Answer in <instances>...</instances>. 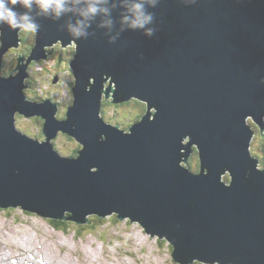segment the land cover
<instances>
[{"label": "water", "instance_id": "1", "mask_svg": "<svg viewBox=\"0 0 264 264\" xmlns=\"http://www.w3.org/2000/svg\"><path fill=\"white\" fill-rule=\"evenodd\" d=\"M107 7L112 26L97 16L83 39L67 30L75 12L53 20L34 10V45L10 76L2 65L23 31L0 26V207L82 225L130 218L166 239L179 264H264V169L250 124L264 132V0H159L151 37L122 24L120 0ZM59 43L76 44L64 120L24 92L29 64ZM109 99L146 104L143 121L129 131L107 122ZM18 114L43 117L45 141L21 133ZM59 132L83 145L76 158L55 149ZM194 147L197 174L187 166Z\"/></svg>", "mask_w": 264, "mask_h": 264}, {"label": "rangeland", "instance_id": "2", "mask_svg": "<svg viewBox=\"0 0 264 264\" xmlns=\"http://www.w3.org/2000/svg\"><path fill=\"white\" fill-rule=\"evenodd\" d=\"M23 40L24 43L20 49L29 47L28 44L34 41V34L25 32ZM15 51L19 49L11 50L6 56L9 67L5 71L14 69L12 74L17 73L18 65L15 62L21 56ZM55 59L56 57L51 61L45 59L39 63H33L31 79H33L35 90L39 93L40 87H43L46 81H52L54 75L60 72L59 75L65 80L61 79L59 84L51 86L46 90L45 95L48 92L59 91L62 103L60 111L63 113L70 102L71 78L65 69L67 64H61L64 68H52V63L57 62ZM141 112V109L136 106L116 105L107 106L105 111L109 118L111 117L121 125L130 124L132 119ZM109 121L114 123L112 120ZM18 125L21 130H29L34 135L38 134L40 129L42 130V126H38L36 119L20 117ZM76 144L74 139L65 135H59L56 140L57 149L67 156L74 149H80L81 146ZM260 144L261 137L258 136L252 149L264 161V149L258 153ZM96 224L99 227L96 232L88 234L87 229H83L85 235L79 238L76 224L71 226L69 233L65 231L62 233L53 229L49 220L36 214L27 213L20 208L2 209L0 211V261L3 262L2 264H11V262L18 264L19 258H26L28 252L35 250L51 264H176L172 257L171 244L157 237L152 238L140 224L131 223L129 220L120 221L115 216L104 218ZM130 254H135V259Z\"/></svg>", "mask_w": 264, "mask_h": 264}, {"label": "clouds", "instance_id": "3", "mask_svg": "<svg viewBox=\"0 0 264 264\" xmlns=\"http://www.w3.org/2000/svg\"><path fill=\"white\" fill-rule=\"evenodd\" d=\"M195 3V0H191ZM110 0H0V26L11 30L36 33L39 29L37 19L33 16H43L58 20L67 13L75 12L80 19L67 25L69 34L75 39L87 38V28L97 16L108 17L102 26L113 24L111 9L107 7ZM124 12L121 17L123 25L132 30H144L151 37L155 29L149 27L154 23V14L149 11L159 3V0H120ZM81 5H83L81 7ZM111 40H115L112 37Z\"/></svg>", "mask_w": 264, "mask_h": 264}, {"label": "trees", "instance_id": "4", "mask_svg": "<svg viewBox=\"0 0 264 264\" xmlns=\"http://www.w3.org/2000/svg\"><path fill=\"white\" fill-rule=\"evenodd\" d=\"M27 49V47L26 48H22L21 49V51L24 53V54H26V55H28L29 54V51H27L26 50ZM54 56H58V61H59V54H55ZM53 56V57H54ZM11 73V72H10ZM10 73H7V74H10ZM5 75H6V73H4ZM107 104V103H106ZM106 104H104L105 106H104V110H103V113H104V115H105V117H106V119L109 121V120H112V121H114L111 117L109 118V116L105 113V111H106V108H107V106H109V105H106ZM117 106H120V107H125V106H136V107H138V108H140L141 109V111H143L144 113H145V111H146V108H145V106L143 105V104H140V102H138V101H135V100H132V101H130V102H127V103H121V104H118ZM139 111V110H138ZM143 112H141L140 114H138L137 116H135L133 119H132V121H131V123H135V122H137V121H139V120H142L143 118H141V115L143 114ZM102 113V114H103ZM109 118V119H108ZM114 124H120L119 122H116V121H114ZM121 125V124H120ZM121 127L123 128V129H125V130H128V129H130V127H131V125L130 124H127V123H124L123 125H121ZM75 143H77V140H75ZM77 146H82L81 144L79 145L78 143L76 144ZM78 155V149L76 148V149H74L70 154H69V156L70 157H76ZM256 155H258V154H256ZM260 160H262V158L260 159ZM189 163L192 165V162L191 161H189ZM195 171H198V170H195ZM0 211H1V209H0ZM116 217V216H115ZM67 218V217H66ZM102 221V218H100V217H97V216H93V217H90V222H89V224H86V225H75L74 223H72V222H69V221H62V220H57V221H52V225L54 226V228H56L57 230H63V231H66V232H68L70 229H71V226L72 225H75L76 226V229H77V231L76 232H79V234L81 233L80 231L81 230H83V229H87L88 231H90V232H94V231H97L98 230V226H97V224H96V222H101Z\"/></svg>", "mask_w": 264, "mask_h": 264}, {"label": "flooded vegetation", "instance_id": "5", "mask_svg": "<svg viewBox=\"0 0 264 264\" xmlns=\"http://www.w3.org/2000/svg\"><path fill=\"white\" fill-rule=\"evenodd\" d=\"M31 35H33V33H30ZM33 44V41L32 42H30L28 45H32ZM34 45V44H33ZM33 45H32V47H33ZM31 49L32 48H30V47H28L26 50L27 51H29V52H31ZM74 51V48L72 47V46H70V47H68V48H63L60 44H58V45H56L53 49H50L49 51H48V53L50 54V56H49V58L47 59V60H49L50 59V57H52L53 55H55L56 53L57 54H61V57L64 59L63 60V64H67L68 66L65 68L66 69V71H70L71 72V70H69V68H70V63H71V60H72V58H73V55H74V53L75 52H73ZM19 52V54H21V55H23L21 52H20V50L18 51ZM52 59V58H51ZM61 62H60V64L58 63V64H56V62H54V63H52V68L54 69V68H64V67H62V64ZM35 64V63H34ZM60 65V66H59ZM51 73H53V72H51ZM31 83H33L32 81H31ZM33 100H35V101H37V102H45V101H50V102H52V103H55V106H57V108L59 107V109H58V111L60 112V107H61V103H59V102H56V101H53L51 98H43L42 96H40V97H34L33 98ZM36 118H38V117H36ZM43 123H44V121L41 119V118H38L37 119V124L38 125H40V126H42L43 125ZM255 132H256V135H255V137H254V140L252 141V144L254 143V141H255V139H256V137H258V136H262L263 138H264V133L262 132V131H260L256 126H255ZM262 137H261V139H262ZM262 141V140H261ZM264 149V144H263V142L259 145V152L258 153H261L262 152V150ZM192 161H195V163H192V165H191V167H192V169L193 170H201V167L198 165V163H196V162H198V154H197V149H196V147H195V149H194V153H193V155H192ZM261 162H262V164L264 165V162H263V160H261Z\"/></svg>", "mask_w": 264, "mask_h": 264}, {"label": "bare ground", "instance_id": "6", "mask_svg": "<svg viewBox=\"0 0 264 264\" xmlns=\"http://www.w3.org/2000/svg\"><path fill=\"white\" fill-rule=\"evenodd\" d=\"M118 104H121V103H118ZM143 121V120H142ZM141 121V122H142ZM111 123L112 125H115L114 123H112L111 121L109 122ZM77 143L80 145L81 143L77 140ZM82 145V144H81ZM83 146V145H82ZM37 215V214H36ZM68 221V220H67ZM145 253V252H144ZM154 253V252H153ZM131 257H134L135 259V254H130ZM137 258V257H136ZM42 261L44 262V264H49L48 260L42 256ZM140 262V261H139ZM56 264V263H55Z\"/></svg>", "mask_w": 264, "mask_h": 264}]
</instances>
